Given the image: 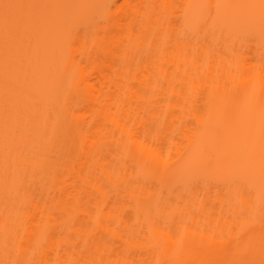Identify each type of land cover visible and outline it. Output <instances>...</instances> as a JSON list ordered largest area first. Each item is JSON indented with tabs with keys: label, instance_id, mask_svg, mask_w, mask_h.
<instances>
[{
	"label": "bare ground",
	"instance_id": "1",
	"mask_svg": "<svg viewBox=\"0 0 264 264\" xmlns=\"http://www.w3.org/2000/svg\"><path fill=\"white\" fill-rule=\"evenodd\" d=\"M0 264H264V0H0Z\"/></svg>",
	"mask_w": 264,
	"mask_h": 264
},
{
	"label": "rangeland",
	"instance_id": "2",
	"mask_svg": "<svg viewBox=\"0 0 264 264\" xmlns=\"http://www.w3.org/2000/svg\"><path fill=\"white\" fill-rule=\"evenodd\" d=\"M165 149V153H166V150L168 149V147H165L164 148ZM210 195V196H209ZM209 195L208 194H206V193H204V192H201L199 195H198V197H196L197 199H195L194 201H197V203L198 204H200V200L202 199V198H205V200H206V209L207 210H218L217 208L219 207V201L218 200H216L215 199V197H216V193H215V190H212L210 193H209ZM178 201V199L176 198V197H173V202H177ZM180 204H183L182 202H180ZM128 214H129V211L127 212ZM195 213H199V211L198 210H195ZM202 224H204V223H202ZM209 225V224H208ZM173 230H175L176 229V224L174 225V224H172L171 226H170Z\"/></svg>",
	"mask_w": 264,
	"mask_h": 264
}]
</instances>
